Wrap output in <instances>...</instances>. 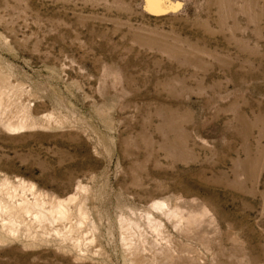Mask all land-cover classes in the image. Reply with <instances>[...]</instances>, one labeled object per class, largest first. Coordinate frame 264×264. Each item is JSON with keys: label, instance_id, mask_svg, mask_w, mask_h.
Masks as SVG:
<instances>
[{"label": "rangeland", "instance_id": "1", "mask_svg": "<svg viewBox=\"0 0 264 264\" xmlns=\"http://www.w3.org/2000/svg\"><path fill=\"white\" fill-rule=\"evenodd\" d=\"M0 264H264V0H0Z\"/></svg>", "mask_w": 264, "mask_h": 264}, {"label": "bare ground", "instance_id": "2", "mask_svg": "<svg viewBox=\"0 0 264 264\" xmlns=\"http://www.w3.org/2000/svg\"><path fill=\"white\" fill-rule=\"evenodd\" d=\"M68 204H66V200H60V201H58V207H57V209H56V211L58 212V213H60V214H62V215H65V214H67V212L69 211L68 210V206H67ZM35 207H36V209H38L41 213H43V214H47V212H45V210H43L42 209V206H40L39 204H35ZM33 208V207H32ZM59 215V214H58ZM81 217V216H80ZM27 218V217H26ZM6 219H8V218H6ZM6 223V222H5ZM17 223V222H16ZM14 221H11V222H8V225H6V226H9L8 227V230L9 231H11V233L12 232H17L19 229V225L18 224H16ZM4 224V223H3ZM61 224H62V222H61ZM59 225V224H58ZM57 226V225H56ZM5 227V226H4ZM20 231H22V230H20ZM66 232V231H65ZM64 232V233H65ZM22 234V233H21ZM14 235V234H13ZM67 235V234H66ZM24 236V235H23ZM67 238H69V237H67ZM24 239V238H23ZM66 240V239H65Z\"/></svg>", "mask_w": 264, "mask_h": 264}]
</instances>
